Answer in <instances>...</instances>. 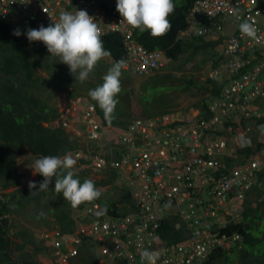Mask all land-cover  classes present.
<instances>
[{
  "label": "built area",
  "instance_id": "obj_1",
  "mask_svg": "<svg viewBox=\"0 0 264 264\" xmlns=\"http://www.w3.org/2000/svg\"><path fill=\"white\" fill-rule=\"evenodd\" d=\"M77 10H85L94 17L102 35L109 32L122 35L126 65L134 67V71L148 73L162 65L163 51H149L137 40V29L120 25L122 17L117 11V0H0V22L21 27L25 33L22 36L27 39L28 28L48 27L59 20L62 12L74 14ZM245 20L254 22L257 40L241 36L239 25ZM187 21L188 27L183 33L189 38L204 37L222 43L224 70L227 76L233 77L223 95V121L230 111L240 110L248 117L251 113H260L259 103L264 102V0H196ZM86 106L82 122L87 128L86 140L91 143L101 136V125L96 120V106L91 103ZM71 124L62 115L59 127L68 130ZM206 125L204 120L194 125L192 143L170 138L167 124L148 125L155 129L156 135L143 142L132 132H126L124 141L129 150L118 159L109 158L105 149L93 145L75 151L73 156L90 161L97 174H103L109 166L117 170L115 184L127 185L132 196L130 203L121 204L122 210L130 208L131 211L128 217L114 219L107 213L102 217L100 207L94 205L84 214L85 218L94 216L84 229L88 233L60 231L51 239V242L55 239L57 256L75 257L84 238L92 239L93 253L102 259L99 264H144L140 257L143 250L157 251V264H199L206 253L217 249L221 238L207 219L213 218L215 210L233 197H245L264 170V154L230 173L220 153L225 147L224 141H214L200 152L205 143L196 136L203 134L198 129ZM146 126V122H138L131 129L142 128L148 132ZM261 131L264 139V130ZM171 220L182 225L189 239L172 244L164 241L160 229ZM222 226L221 223L219 227ZM63 248L67 253H62Z\"/></svg>",
  "mask_w": 264,
  "mask_h": 264
},
{
  "label": "trees",
  "instance_id": "obj_2",
  "mask_svg": "<svg viewBox=\"0 0 264 264\" xmlns=\"http://www.w3.org/2000/svg\"><path fill=\"white\" fill-rule=\"evenodd\" d=\"M195 1L174 0L175 10L169 17L172 27L167 35L162 38H153L150 33H142L137 30V40L149 51H163L170 59L179 61L181 55L178 54L184 53L186 49V43H183V40L179 39V37L188 26L187 17ZM17 28L22 30L19 26L0 22V47L14 48L16 52L20 51L19 54L1 55L2 58L0 60V264H39L38 260H36L38 257L50 254L49 245L41 246L37 242L38 239L36 240L34 231H31L30 228H25L23 224L20 228V223L12 220V218L21 217V220L29 219V221L44 220L45 217L41 216V219L39 217L43 214V210L28 213L27 215L25 211L33 203H46V211L52 216L56 214L55 219L60 225L61 232L71 233L74 231L73 226H75L74 211L76 210L77 217H82L85 212L92 209V205L95 202H103V198L100 196L95 202L86 203L73 209L70 203L63 198L62 194L54 191L55 179L49 186V191L30 196L28 184L24 180L19 163L12 155L11 149L15 148L22 151L28 148L37 160L43 156L63 157L72 151L78 150L80 145L78 140L72 143L71 135L64 128L45 125L58 118L60 119L62 115L58 107H53L50 104V98L47 100L40 98L35 86L41 77H35L34 70L42 66L38 56L48 58H53V56H50L43 42H29L22 35L19 37L13 35V31ZM101 39L105 50L111 53L110 56L114 62L126 59L127 53L120 33L109 32L102 35ZM206 39H208L206 40L207 43L212 41L210 38ZM214 45L215 43L211 44L213 48ZM206 56L209 59L212 55ZM53 66L55 68L61 66L60 73L54 69L52 78L49 80V84L55 88L73 89L74 91L70 92L71 96L81 97L79 95L81 89L86 86L92 87V81L90 80L81 83L78 80L76 81V78L68 77L66 80L61 81L60 77H63V74L70 73V71H64L63 65L58 62H55ZM95 72L94 70L93 79L96 76L99 77L98 79L103 78V74L98 76ZM80 94L86 98L90 97L88 92L85 91ZM240 149L245 150L244 148ZM108 150V153L112 152L111 149L108 148ZM85 162L84 160H78L77 167H81V163ZM81 173L80 175L75 174L74 178L79 179V176L88 177L89 171ZM108 174V180L94 182L95 186L101 187L114 183L118 172L111 170ZM79 180L83 183V179ZM39 181H43L41 175ZM9 188H14V190L6 193ZM121 199L109 202L110 216L114 219L117 217H128L131 211L130 208H123L122 210L120 204H123L124 201L130 202V200L126 197ZM252 204L256 207H251ZM263 204L264 195L261 197L258 189L255 188L254 200L247 202L245 205H250V207L243 213V221L231 224L223 231L229 236L234 234L243 235L245 238L244 242L236 243L230 250H216L206 264H234L238 258L239 264H264V246L258 237L261 227L257 225L262 220L260 210ZM89 217L87 218L88 221L91 220L93 215ZM252 221L254 222L253 225ZM228 224L229 222L227 226ZM14 229H18V231L14 232ZM252 229L255 230L254 234L251 233ZM172 230L175 232V229L167 223L165 225L164 238L168 239L169 242L180 240L179 235H170ZM32 246L34 247V253L30 255L29 250ZM82 246V252L87 250L91 253L95 252V245H93L91 238H84ZM15 252H20L21 255L20 258L13 260L12 254ZM91 263L97 264L93 260Z\"/></svg>",
  "mask_w": 264,
  "mask_h": 264
},
{
  "label": "clouds",
  "instance_id": "obj_3",
  "mask_svg": "<svg viewBox=\"0 0 264 264\" xmlns=\"http://www.w3.org/2000/svg\"><path fill=\"white\" fill-rule=\"evenodd\" d=\"M174 10V0H117V11L122 17L120 25L127 24L132 29H137L142 33L148 32L153 38H162L168 34L172 27L169 17L173 14ZM239 31L242 37L246 36L252 40L258 39L257 28L255 27L254 22L245 20L239 25ZM183 32L184 31H182V33L180 34L179 39L183 40V43H186L187 45L189 39L191 38H189L188 35H185ZM23 34L25 33H22L19 28L13 31V35L17 37ZM26 36L29 42H43L48 52L50 53V56L58 57L60 63L67 65L70 69V73L75 76L76 81L78 80L81 83L85 82L88 79L89 74L94 71L99 61H101L102 59H112L110 56L111 53L104 48L103 41L101 39L102 32L98 26V23L96 22L95 18L90 16L85 10H77L74 14L67 11L62 12L59 16V20L53 21V23L48 27H44L43 25H41L38 29L28 28ZM166 58L167 56L164 53L161 61L162 65ZM218 60V63L213 62L214 68L211 69L210 73L208 74V80L206 83L209 85L208 89L211 86L219 89L220 93L218 95H213L211 102L213 105L217 104V108L222 110L224 104L223 95L225 93V90L231 86L233 77L227 76V72H225L224 70L222 56L218 57ZM126 62L127 56L125 60L121 59L115 62L113 66L108 70L107 74L103 76L102 85L89 91V96L92 100L97 102L99 108L104 113L105 119L109 122L114 118V112L119 103L117 97L121 92L120 78L122 75V69H126L138 74L137 71H134V67L127 66ZM161 66H159L158 68H153L148 73H143L142 75H147L158 71ZM79 98L81 97H78V99ZM86 104H88V101L85 103V105ZM237 115H239L241 122L247 121L248 116L244 115L240 110L230 111V115L227 118H224V121L230 122L231 120H233V118H237ZM260 127L264 129V125ZM249 129V126H245L243 131L236 134L239 149H245H240L241 153L243 154L254 151L259 154L261 153L259 152L261 146L256 145L252 141L251 133L254 132L253 130L249 131ZM73 157L74 156H72L71 153H68L63 157L43 156L41 158H38L35 161L33 174L41 175L43 177V181L40 182L39 185H37V183L33 181H29L28 187L31 194L30 196H36L41 192L49 191V186L53 182V179H55L54 191L58 194H62L63 198L70 203L73 209H76L83 204L92 203L98 200L101 196V191L95 186L94 182L99 181L93 182L92 180H84L83 183H81L79 179L74 178L75 172L73 169L76 163L78 164V160ZM248 164L249 162H246L242 165H239L238 167H228V169L230 173H232V170ZM90 165V161L87 160L85 163H81V167H76V169H81V172L88 170L89 176L97 175V173L91 168ZM111 170L112 169L106 170L102 175H106L109 177L108 172ZM108 179L109 178L102 180ZM115 182L116 179L114 183L109 185H111L112 188L115 189L114 191H120L119 194H121L122 189H126L128 187L127 185L117 186ZM263 183L264 170H262L258 174L256 181L253 182L251 188L247 191L243 199L232 196L233 200L225 203V206H220V210H224L231 205H238L240 207L244 206V204L248 200L249 194L254 191L255 188L261 187ZM119 194H117L116 196H119ZM117 200L122 199L119 196ZM105 202L106 201L103 199V202L98 201L92 205V208L94 205L100 207V211L103 214L102 217L105 216L107 211L108 215H110L109 206L103 209V204H105ZM84 214H87V212H85ZM242 221L243 214L238 216L237 221H229L228 226L227 224H224L222 227H219V225H217L214 221H211L213 223L212 228L221 238V245L217 249L206 253L204 257L200 259L199 264H206L210 260L211 255L216 250H230L232 248V245L234 247L236 243H243L245 239L243 235L234 234L232 236H229L228 234L223 232L231 224L241 223ZM253 224L254 222L252 221V225ZM165 225H163L160 229V234L163 238V235L165 233ZM168 225L172 226V228L175 229V232L173 230L170 231V235H177L179 233L184 237L175 242H169L168 239L164 238L165 242H167L168 244H172L178 243L184 240V238L187 240L188 237L186 238L183 227L178 221L171 220L170 223L168 222ZM257 225L261 227L258 237L263 240L262 234L264 232V223L262 220H260ZM251 233L254 234L255 230L252 229ZM82 245L83 243L79 248V253L81 252V248L83 247ZM140 257L144 264H157L159 253L157 251L143 250L140 253ZM70 259H74V257ZM100 259L101 258L98 259V262ZM98 262L97 264H99Z\"/></svg>",
  "mask_w": 264,
  "mask_h": 264
},
{
  "label": "crops",
  "instance_id": "obj_4",
  "mask_svg": "<svg viewBox=\"0 0 264 264\" xmlns=\"http://www.w3.org/2000/svg\"><path fill=\"white\" fill-rule=\"evenodd\" d=\"M206 40L208 39L204 37L189 39L185 52L178 54L181 55L179 61L167 57L161 68L153 73L142 75L122 69L121 92L117 97L119 103L115 109L114 118L110 122L105 119L104 113L97 102L89 97L88 103L96 106L95 116L101 125L99 129L101 136L95 142L89 143L86 140L88 133L85 125L80 124L77 127L78 129H71L78 138L77 140L79 142L82 140L85 145L82 148L79 144V149L85 150L86 147L93 145V147H101L107 152L109 148L112 152H107L108 156L111 159H118L122 153L129 150L128 144L124 141L127 135L126 132H132L134 136L142 138V142L150 140L156 135L155 129L148 127L151 123H157L160 126L167 124L166 129L171 130L170 134L168 133L170 138L184 143L189 140L192 143L195 141L191 134L194 125H200L201 121L204 120L208 125L206 127L201 126L198 130L203 134L196 136L198 141L205 143V146L199 148L200 152L203 151V147L207 148L214 141H224L225 147L221 149L220 153L221 157L225 159L227 167H238L258 158L259 154H264V139L260 127L264 125L263 101L260 103L262 106L260 113H251L252 116L250 115L246 122H241L239 115L230 122L223 121L222 111L212 104V96L218 95L220 92L218 88L213 86L208 89L209 85L206 82L208 74L214 68L213 62H219L218 57L222 53V43L213 39L212 41L209 40L210 43H207ZM212 43H215L214 48L211 46ZM204 55L212 56L207 62L202 57ZM108 61L113 65L110 59ZM93 89L86 86L80 90V93L85 91L89 94V91ZM80 93L79 95H81ZM213 108L217 111L214 112ZM61 115L63 114L61 113ZM138 122H146L148 132H143L142 128L132 131L131 128L137 126ZM245 126L254 129V133H251V139L256 145L261 146L259 151L261 153L258 154L256 151L241 153L236 134L243 131ZM190 146L194 147L193 144H190ZM70 153L73 156L75 151ZM39 180L40 175L37 184L40 182ZM257 189L262 197L264 195V183ZM119 196L120 198L126 197L130 201L132 197L128 188L122 189ZM253 200L254 191L249 194L247 202ZM246 203L242 207L231 205L224 210L217 209L213 218H208L207 221H214L217 225L237 221L238 216L250 207V205L245 206ZM251 207L256 206L252 204ZM260 213L264 223V204L261 206ZM177 235L180 238L184 237L179 233ZM262 238L261 241L264 246V232ZM53 261L54 257L52 258Z\"/></svg>",
  "mask_w": 264,
  "mask_h": 264
},
{
  "label": "rangeland",
  "instance_id": "obj_5",
  "mask_svg": "<svg viewBox=\"0 0 264 264\" xmlns=\"http://www.w3.org/2000/svg\"><path fill=\"white\" fill-rule=\"evenodd\" d=\"M39 42V41H37ZM19 54V52H16L14 50V48H5V47H0V60H1V55H14V54ZM204 57V59H208V57L206 55L202 56ZM38 58L40 59L41 65L36 68V70H34L35 73V77H41L39 78V81L36 82V90H38V94H40V98L47 100V99H51L50 104L53 107H58L60 108V112L63 114V118L64 119H68L70 120L71 127L66 130L70 135V139L72 141V143H74V141H77V137L75 136V133L72 132L71 129L76 128L82 124L84 125V123L82 122L83 117H85L86 113H87V106L85 105V103L88 101V98H86L85 96H81L80 100H76L78 98V96L76 97H72L71 93L72 91H74L73 89L70 90H64L61 88H55L54 86L49 84V80L52 78V73L54 71V69L60 73L61 71V66L59 68H55L53 66V64L55 62L60 63V60L58 57H53V58H48L45 56H38ZM32 60V59H31ZM112 63L114 64L115 62L111 59ZM64 67V71H70L69 67L63 63H61ZM113 65L109 63L108 60L102 59L101 61H99L95 67V73L98 74V76H100L101 74L104 73L107 74L108 70L112 67ZM49 67V68H48ZM94 72V71H93ZM93 72H91L89 74L88 79L86 80V82L88 80L92 81L91 85L92 87L95 89L98 86L102 85L103 83V78L102 79H98L99 77H95L93 75ZM68 77H73L75 78V76H73L71 73H68L66 75L63 74V77H60L61 81L66 80ZM24 81L25 78H23ZM62 117V116H61ZM61 119V118H60ZM59 118L52 121L49 124H45L46 126H53V127H59ZM80 129V128H79ZM79 144L81 145L82 148L85 147V145L83 144V141L80 140ZM1 145V144H0ZM12 155H14L15 159L18 161L19 163V167L21 170V173L23 174L24 180L26 181V183L28 184L29 181H33V182H38L39 179V175L33 174V168L35 165V156L31 154L30 150L28 148L21 150L12 148ZM77 163L74 167V172L75 174H82L81 173V169L77 168ZM111 169L110 166L107 168V170ZM79 179H83L84 180H92L94 181H100L102 179H107L109 178L106 175H102V174H97V175H88L85 177L79 176ZM52 184V183H51ZM50 184V185H51ZM100 191H101V197H103V199L106 201L105 204H103V209L109 206V202L113 199H117L119 196H116V192L114 191L115 189L112 188L111 185H107L106 187H97ZM14 188H9L6 193H9L11 191H13ZM49 198L52 199L51 196H49ZM49 204V203H48ZM46 203H40V204H36L33 203L30 206L27 207V210L25 211V214L27 215L28 213H35L38 210H43V214L40 215V219L41 216L45 217L44 220H40V221H29V219H22L14 217L12 218V220L14 221H18V223H20L19 227H22V224L25 226V228H30L31 231L35 232V237L36 240L39 244H41V246H45V244H49V248L51 250L50 254H48L47 256H40L38 257L36 260H38L39 264H92L91 261H97L99 259V256L95 253H91L89 250L85 251V252H80L78 255H76L74 257V259H70L67 258L65 256L63 257H59L57 256V250L55 245H53V242L55 241V239L51 242V239L53 237L56 236L57 233L60 232V225L59 223L56 221L55 215H51L49 212L46 211ZM76 211V210H75ZM74 211V222H75V226H73V229L75 230V232H79V231H84L86 233H88L87 231H85L84 229H87L90 225L89 221L87 218L85 217H77V214ZM20 220V221H19ZM87 221V222H86ZM18 229H14V232H17ZM186 238H187V233L185 234ZM46 236H50L49 240H46L45 237ZM12 239H14L12 237ZM189 239V238H187ZM44 241V242H43ZM46 242V243H45ZM230 245V244H229ZM256 245V244H254ZM247 247H251L249 245H246ZM233 247V245H232ZM229 250V249H228ZM66 251V249L63 248L62 253H64ZM34 253V247L32 246L31 249L29 250V254L33 255ZM20 252H15L12 254V259L16 260L18 258H20ZM54 257V261L52 262V258ZM102 261V259L99 260L98 263H100ZM239 259L236 261V264H239Z\"/></svg>",
  "mask_w": 264,
  "mask_h": 264
},
{
  "label": "flooded vegetation",
  "instance_id": "obj_6",
  "mask_svg": "<svg viewBox=\"0 0 264 264\" xmlns=\"http://www.w3.org/2000/svg\"><path fill=\"white\" fill-rule=\"evenodd\" d=\"M116 192V194H119L120 193V191H115Z\"/></svg>",
  "mask_w": 264,
  "mask_h": 264
}]
</instances>
